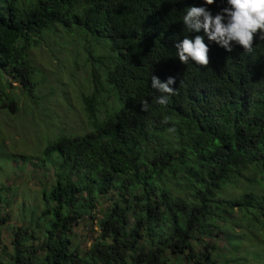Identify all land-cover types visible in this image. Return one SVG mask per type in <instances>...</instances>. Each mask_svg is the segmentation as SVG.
Here are the masks:
<instances>
[{
    "label": "trees",
    "instance_id": "trees-1",
    "mask_svg": "<svg viewBox=\"0 0 264 264\" xmlns=\"http://www.w3.org/2000/svg\"><path fill=\"white\" fill-rule=\"evenodd\" d=\"M190 6L213 16L229 7L227 0H0V110L19 111L6 76L35 99L41 73L30 51L61 31L78 39L94 88L84 98L92 131L59 134L45 150L56 167L55 184L43 190L41 218L50 225L38 227L41 237L19 229L0 264H217L211 242L224 233L221 222L243 210L256 222L264 217L253 194L218 199L251 169L264 175V40L257 36L251 52L233 42L228 52L203 30L186 29ZM196 35L210 48L207 67L177 55L176 43ZM153 75L176 80L164 105ZM89 220L100 234L82 251L75 229Z\"/></svg>",
    "mask_w": 264,
    "mask_h": 264
},
{
    "label": "rangeland",
    "instance_id": "rangeland-1",
    "mask_svg": "<svg viewBox=\"0 0 264 264\" xmlns=\"http://www.w3.org/2000/svg\"><path fill=\"white\" fill-rule=\"evenodd\" d=\"M30 58L41 73L35 99L22 97L23 88L12 77L3 81V86L11 83L5 91L20 98L17 113L0 110V220L6 219L0 227V258L5 263L9 261L5 252L13 253L19 229L31 228L41 237L39 228L50 225L41 218L47 207L43 190L50 192L55 184L56 167L46 159V148L59 134L83 138L92 131L84 105L85 96L94 90L91 66L78 39L62 31L46 35L41 46L30 51ZM109 102L99 106V119L106 117ZM53 158L60 162L58 155ZM263 182L264 175L251 169L244 180L224 186L218 199L239 201L253 194L264 206ZM250 214L249 210L237 211L232 219L223 214L230 220L221 222L224 233L211 242L218 249L217 264H264V217L256 222ZM75 233L74 241L85 251L100 230L95 220H89Z\"/></svg>",
    "mask_w": 264,
    "mask_h": 264
},
{
    "label": "clouds",
    "instance_id": "clouds-1",
    "mask_svg": "<svg viewBox=\"0 0 264 264\" xmlns=\"http://www.w3.org/2000/svg\"><path fill=\"white\" fill-rule=\"evenodd\" d=\"M204 2L205 5H213L216 0ZM227 4L229 7L223 8L215 16L205 6H190L183 17V23L191 33L203 30L208 40L217 43L228 52L233 51V42L241 46L245 52H251L257 36L264 40V0H227ZM175 47L179 60L184 64L191 60L207 67L210 63V48L202 35H196L194 39L185 37L176 43ZM175 83L174 77H169L167 82H161L153 75L152 87L162 94L156 99L157 103L164 105L168 102V96L165 94L173 93L171 85ZM144 109H147L146 102Z\"/></svg>",
    "mask_w": 264,
    "mask_h": 264
}]
</instances>
